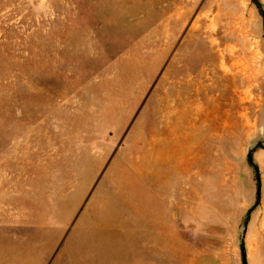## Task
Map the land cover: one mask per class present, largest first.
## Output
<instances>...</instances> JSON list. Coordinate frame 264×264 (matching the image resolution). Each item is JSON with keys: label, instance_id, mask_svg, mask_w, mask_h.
<instances>
[{"label": "rangeland", "instance_id": "1", "mask_svg": "<svg viewBox=\"0 0 264 264\" xmlns=\"http://www.w3.org/2000/svg\"><path fill=\"white\" fill-rule=\"evenodd\" d=\"M263 20L0 0V264H264Z\"/></svg>", "mask_w": 264, "mask_h": 264}, {"label": "water", "instance_id": "2", "mask_svg": "<svg viewBox=\"0 0 264 264\" xmlns=\"http://www.w3.org/2000/svg\"><path fill=\"white\" fill-rule=\"evenodd\" d=\"M263 31H264V20H263ZM259 191H260V186L258 185V187H257V195H259ZM240 252H241V264H247L246 255H245V251H244V246H243L242 243H240Z\"/></svg>", "mask_w": 264, "mask_h": 264}, {"label": "trees", "instance_id": "3", "mask_svg": "<svg viewBox=\"0 0 264 264\" xmlns=\"http://www.w3.org/2000/svg\"><path fill=\"white\" fill-rule=\"evenodd\" d=\"M254 2L256 1V0H253Z\"/></svg>", "mask_w": 264, "mask_h": 264}]
</instances>
